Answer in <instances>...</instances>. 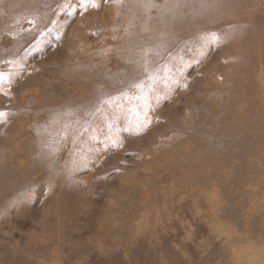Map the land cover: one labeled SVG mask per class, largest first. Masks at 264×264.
Listing matches in <instances>:
<instances>
[{"label":"rangeland","instance_id":"1","mask_svg":"<svg viewBox=\"0 0 264 264\" xmlns=\"http://www.w3.org/2000/svg\"><path fill=\"white\" fill-rule=\"evenodd\" d=\"M92 2L0 0V264H264V0Z\"/></svg>","mask_w":264,"mask_h":264},{"label":"snow or ice","instance_id":"2","mask_svg":"<svg viewBox=\"0 0 264 264\" xmlns=\"http://www.w3.org/2000/svg\"><path fill=\"white\" fill-rule=\"evenodd\" d=\"M71 2H72V0H68V6L69 7H71ZM78 6L81 9V11H86L88 7H92V6H95V5L93 4L92 0H80V3H79ZM29 23H31V21H29ZM218 40H219V37H216L213 34L212 38H211V41H205L202 44V46H206V44L209 43V42L212 43V44H215V43H217ZM17 67H19L18 64H17ZM12 75H16V73L13 72ZM166 78L167 77L165 76V79ZM149 79L154 82V78L153 77H150ZM0 83H8L10 85L11 81H10V79L6 80L4 74H0ZM134 87L140 88L141 86L140 85H134ZM141 91H142V89H141ZM138 98L143 99L145 101L144 107L147 108L148 107V97H147V95H143V96L138 97ZM102 103H104L106 105V104H108V101H103ZM3 116H4V113L0 112V119H2ZM144 117H145V121L146 122L141 124V125H139V127L146 128L148 126V124L150 123V121H147V112L146 111L144 112Z\"/></svg>","mask_w":264,"mask_h":264}]
</instances>
